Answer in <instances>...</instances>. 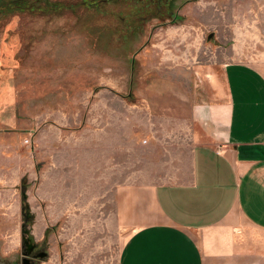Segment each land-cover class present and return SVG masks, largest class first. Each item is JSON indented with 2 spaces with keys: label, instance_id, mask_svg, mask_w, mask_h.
<instances>
[{
  "label": "rangeland",
  "instance_id": "374dc122",
  "mask_svg": "<svg viewBox=\"0 0 264 264\" xmlns=\"http://www.w3.org/2000/svg\"><path fill=\"white\" fill-rule=\"evenodd\" d=\"M15 1L0 19V264H23V230L44 253L31 264H119L116 190L186 163L202 70L264 63V0Z\"/></svg>",
  "mask_w": 264,
  "mask_h": 264
},
{
  "label": "crops",
  "instance_id": "0c3cea01",
  "mask_svg": "<svg viewBox=\"0 0 264 264\" xmlns=\"http://www.w3.org/2000/svg\"><path fill=\"white\" fill-rule=\"evenodd\" d=\"M211 65L186 163L115 192L119 264H264V63Z\"/></svg>",
  "mask_w": 264,
  "mask_h": 264
},
{
  "label": "water",
  "instance_id": "95a60500",
  "mask_svg": "<svg viewBox=\"0 0 264 264\" xmlns=\"http://www.w3.org/2000/svg\"><path fill=\"white\" fill-rule=\"evenodd\" d=\"M212 35H210L211 37ZM208 37V38H210ZM27 213H28V207H26ZM26 218H29V214H27ZM22 233L24 234L23 236V243L26 245L25 253H24V259H23V264H31L29 262L28 256L32 253L35 245H34V239L33 237L30 236V232L28 230H23ZM26 235V236H25ZM35 258H41L44 257V253L38 252L34 256Z\"/></svg>",
  "mask_w": 264,
  "mask_h": 264
},
{
  "label": "flooded vegetation",
  "instance_id": "af4514ba",
  "mask_svg": "<svg viewBox=\"0 0 264 264\" xmlns=\"http://www.w3.org/2000/svg\"><path fill=\"white\" fill-rule=\"evenodd\" d=\"M15 4H16L15 0L14 1L0 0V19L5 16L7 8L13 7ZM0 62H2V64L11 65L10 62L6 63L5 60H3V59L2 60L0 59ZM24 249H26V245H24ZM35 252H36V247H34L32 253L30 255L34 254L33 256H35V254H36Z\"/></svg>",
  "mask_w": 264,
  "mask_h": 264
},
{
  "label": "trees",
  "instance_id": "16d2710c",
  "mask_svg": "<svg viewBox=\"0 0 264 264\" xmlns=\"http://www.w3.org/2000/svg\"><path fill=\"white\" fill-rule=\"evenodd\" d=\"M105 1H108V0H93L91 3H90V5H92V4H95V5H97V6H99L100 8H101V5H102V3L104 2V3H107V2H105ZM120 1H123V2H125V0H116V2H120ZM130 2H134V0H129ZM148 1V0H147ZM143 0H141V1H138V0H136V3H142L143 4ZM89 3V2H88ZM103 3V4H104ZM135 3V2H134ZM136 5V4H135ZM147 6H149L148 4H147ZM166 7V6H165Z\"/></svg>",
  "mask_w": 264,
  "mask_h": 264
}]
</instances>
